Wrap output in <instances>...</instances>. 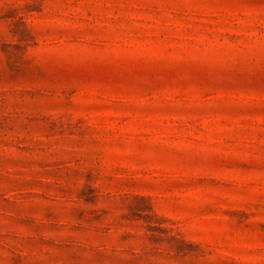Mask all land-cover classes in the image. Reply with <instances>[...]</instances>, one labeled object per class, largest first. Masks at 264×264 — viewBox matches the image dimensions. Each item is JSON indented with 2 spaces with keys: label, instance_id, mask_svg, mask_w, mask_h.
<instances>
[{
  "label": "rangeland",
  "instance_id": "rangeland-1",
  "mask_svg": "<svg viewBox=\"0 0 264 264\" xmlns=\"http://www.w3.org/2000/svg\"><path fill=\"white\" fill-rule=\"evenodd\" d=\"M0 264H264V0H0Z\"/></svg>",
  "mask_w": 264,
  "mask_h": 264
}]
</instances>
